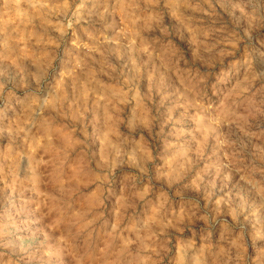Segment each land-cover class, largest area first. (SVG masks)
I'll return each instance as SVG.
<instances>
[{"label": "rangeland", "instance_id": "374dc122", "mask_svg": "<svg viewBox=\"0 0 264 264\" xmlns=\"http://www.w3.org/2000/svg\"><path fill=\"white\" fill-rule=\"evenodd\" d=\"M0 264H264V0H0Z\"/></svg>", "mask_w": 264, "mask_h": 264}]
</instances>
